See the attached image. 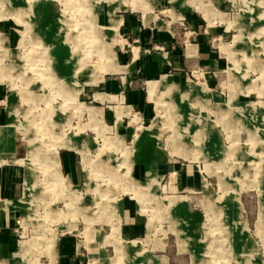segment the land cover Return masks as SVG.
<instances>
[{"label": "rangeland", "instance_id": "rangeland-1", "mask_svg": "<svg viewBox=\"0 0 264 264\" xmlns=\"http://www.w3.org/2000/svg\"><path fill=\"white\" fill-rule=\"evenodd\" d=\"M164 32L182 45L205 38L221 66L183 86L155 81L166 72L143 64ZM121 76L147 115L133 98L96 99ZM9 134L17 147L0 167L16 169L17 189L0 194V264H57L63 237L98 240L105 257L86 264H264V0H0ZM126 202L140 234L122 230Z\"/></svg>", "mask_w": 264, "mask_h": 264}, {"label": "crops", "instance_id": "crops-1", "mask_svg": "<svg viewBox=\"0 0 264 264\" xmlns=\"http://www.w3.org/2000/svg\"><path fill=\"white\" fill-rule=\"evenodd\" d=\"M107 18L109 19V17ZM129 25L130 24L126 23V29L129 28ZM130 29L131 32H137L141 30V27L138 24L132 23L130 25ZM162 36L164 38L163 42L157 40L158 43L156 44L163 45L158 47V51L148 56L147 59L144 60L145 63L143 64V69L147 74L166 72L160 77V79L155 81H159L164 76H168L171 78V81L183 86L190 82L186 81L185 83H180V80L184 79L188 72H199L202 75V78H206L208 80L210 78V74H214V70H217L221 66L219 56L214 50L211 49V46L208 44V41L205 38L198 39L196 43H185L182 41V45L177 40L174 41L173 38L171 39L170 36L165 32L162 34ZM156 39H159L158 36H156ZM121 65L128 67V70L125 72H128L131 69L130 64ZM128 78V76H121L116 79L108 80L106 82L105 89L109 94L112 95V97H109L110 95L108 93V95L97 93L95 95L96 99H115L116 96H123L124 98L129 99L133 98V104L140 106L144 115H147L148 109L145 106V102L143 100V93H141V91L138 89L135 91L129 90L127 84L129 83ZM123 92L124 95H122ZM117 109H130V107L117 106ZM121 132L123 135L128 134L125 127H123V129L121 128ZM16 147L17 145L14 144L11 135L8 137H0V152L2 154H7L12 152V150H16ZM59 158L61 168L67 173L65 176L71 181L73 185L79 186L78 183L82 180V175L79 163L76 160V155L71 152H65L60 154ZM0 160H3V163H6V158ZM154 162L157 161L155 160L152 163ZM152 166L154 165L152 164ZM148 167L149 166L140 168L136 166L134 170V174H136L135 177H141V175L147 174ZM156 168H158L157 165ZM15 170L16 169L12 165L0 167V194L4 196H11L17 189L14 183L16 178ZM171 174L173 173L171 172ZM132 209L133 208H131L130 203L126 202L120 210L122 230L140 234L142 226L140 225L138 216L133 213ZM5 246L6 245L4 244V247ZM99 246L98 240L95 239H91L84 243L83 240L72 237H63L59 239L58 243L57 264H86V259L90 255L99 256V258L105 257V251Z\"/></svg>", "mask_w": 264, "mask_h": 264}, {"label": "bare ground", "instance_id": "bare-ground-1", "mask_svg": "<svg viewBox=\"0 0 264 264\" xmlns=\"http://www.w3.org/2000/svg\"><path fill=\"white\" fill-rule=\"evenodd\" d=\"M47 21V20H46ZM47 36H49V35H47ZM67 71V70H66ZM64 74H66L67 75V73H64ZM195 87H188V91H195V89H194ZM184 111V110H183ZM159 122H158V120H155L154 122H153V125H152V127L151 128H149L148 130H143V134L141 135V136H137L136 138H135V140H134V146L135 147H139L141 144H142V142H143V140L145 139V138H147V136L151 133V131L157 126V124H158ZM142 147H144V146H142ZM12 210V209H11Z\"/></svg>", "mask_w": 264, "mask_h": 264}]
</instances>
